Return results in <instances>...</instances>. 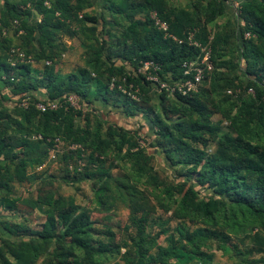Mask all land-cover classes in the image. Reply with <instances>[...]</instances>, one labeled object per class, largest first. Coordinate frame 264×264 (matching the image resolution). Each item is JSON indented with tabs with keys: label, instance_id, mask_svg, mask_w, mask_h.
<instances>
[{
	"label": "trees",
	"instance_id": "1",
	"mask_svg": "<svg viewBox=\"0 0 264 264\" xmlns=\"http://www.w3.org/2000/svg\"><path fill=\"white\" fill-rule=\"evenodd\" d=\"M0 5V264H211L213 249L252 264L239 249L247 239L260 255L254 264H264V0H190L174 9L168 0ZM221 18L223 32L208 30ZM80 36L84 64L59 74L63 37ZM202 48L213 70L196 92L161 87L191 79L183 65ZM12 50L33 63H19ZM147 62L158 69L139 73ZM53 102L56 110L37 109ZM215 115L233 134H221ZM51 163L55 174L36 173ZM59 180L90 182L92 207L76 214L74 200L56 192ZM33 183V193L18 194ZM114 208L128 213L130 233L119 243L91 220ZM158 211L180 223L167 246H151L159 234H145ZM27 212L44 221L32 226Z\"/></svg>",
	"mask_w": 264,
	"mask_h": 264
},
{
	"label": "rangeland",
	"instance_id": "2",
	"mask_svg": "<svg viewBox=\"0 0 264 264\" xmlns=\"http://www.w3.org/2000/svg\"><path fill=\"white\" fill-rule=\"evenodd\" d=\"M167 1V0H166ZM190 0H168L169 8L174 9V7L183 8ZM171 3V4H170ZM90 9L89 11H92ZM94 13H97L98 9L93 10ZM39 18V17H38ZM39 20V19H38ZM225 23V18L219 19L215 24L208 26V30L212 29L213 32H223L222 26ZM64 42L68 46L67 53L64 54L61 61L55 67V71H57L61 75L71 74L74 69L82 66L84 64L83 57L86 52L85 47V39L80 36L79 38L69 39L68 37H63ZM37 72L41 71L43 68L42 64H38L36 67ZM249 94H253L252 91L248 92ZM73 105L79 108V101L73 100ZM113 118V117H111ZM142 118V117H141ZM141 120V119H140ZM212 122L220 125L221 134L229 133L233 134L232 130H230V124L227 120L223 119L220 115H215L212 117ZM147 123V122H146ZM137 124V123H136ZM134 123V125H136ZM123 127H126L128 130H133L134 127L121 123ZM149 125V124H148ZM202 146L205 150L210 151L213 149V142H209L206 139L201 141ZM140 145L146 147L143 142H140ZM148 153H152V150L148 149ZM57 163L47 164L45 168L42 170H36L38 175L43 174L52 175L57 172ZM156 167L161 171H164L162 167V162L158 161ZM117 170H113L112 174L115 175ZM36 188L35 184H29L24 189L17 187L18 194H22L28 196L29 193H33ZM54 188L57 193L64 195L68 199H73L75 203V207L77 208L76 214L81 210L92 207L91 201L93 199L90 182L77 180V182H70L69 180H59L54 185ZM25 215V216H24ZM24 217H26L32 226H37L44 221V216L38 214L37 212L32 213H24ZM170 214H164L161 211H158L153 219L155 223H152L148 226L146 230V235L150 238H154L155 234H159L158 238L155 241V245L167 246L170 236L173 234V230L180 225V223L174 219H171ZM91 220L93 221L96 228L101 229L103 225L108 226L116 235L115 242L119 243V241L126 240L128 234L130 233L129 223H128V213L121 209H111L105 215H97L92 214ZM151 235V236H150ZM253 248L252 241L247 239L244 241L243 245L239 246L240 252H248L247 259L250 260L252 264H254L259 258L260 255L253 254L251 249ZM124 251V250H122ZM155 250H151L150 256H153ZM231 255V256H230ZM40 264V263H38ZM183 264H193V262L183 263ZM211 264H236V259L233 258L232 254L223 253L221 251H217L213 249L211 251ZM258 264V263H256Z\"/></svg>",
	"mask_w": 264,
	"mask_h": 264
},
{
	"label": "built area",
	"instance_id": "3",
	"mask_svg": "<svg viewBox=\"0 0 264 264\" xmlns=\"http://www.w3.org/2000/svg\"><path fill=\"white\" fill-rule=\"evenodd\" d=\"M151 19L154 22V25L161 31L167 32V24L160 19L157 18L155 13L151 14ZM192 39V35H190L189 40ZM12 53L16 57L17 61L21 64L23 63H33V60L31 58H26L23 53L18 52L17 50H12ZM46 65H51L50 62H46ZM184 68V76H191V79H188L181 83H175L172 86H167L166 84H161L162 88H166L170 93H178L181 95H186L191 92H196L198 85L201 83V81L204 79L205 74L209 73L213 70V65L210 60V50L208 48H202L201 49V56L200 58L191 63H185L183 65ZM150 69L153 71H156L158 69L157 66H155L152 62L144 63L143 66L139 69V73L146 74ZM147 80L152 82H157V78L152 75H147ZM230 93V92H229ZM73 100H77L76 97L71 96L68 98V102L73 106ZM22 107H26L27 104H22ZM58 108V104L56 102L53 103H39L37 104V109L40 112H45L46 110H56ZM77 108V107H75ZM59 150V146H56ZM76 147H71L72 150H74ZM54 153H52L51 158L54 159ZM44 166H40L37 170H42ZM72 169L71 167L69 168Z\"/></svg>",
	"mask_w": 264,
	"mask_h": 264
},
{
	"label": "crops",
	"instance_id": "4",
	"mask_svg": "<svg viewBox=\"0 0 264 264\" xmlns=\"http://www.w3.org/2000/svg\"><path fill=\"white\" fill-rule=\"evenodd\" d=\"M1 10H2V7L0 5V12H1ZM4 89L5 88H4L3 84L0 82V92L3 91Z\"/></svg>",
	"mask_w": 264,
	"mask_h": 264
}]
</instances>
